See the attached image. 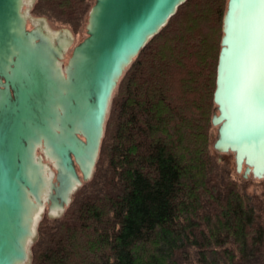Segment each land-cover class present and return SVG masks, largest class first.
I'll return each mask as SVG.
<instances>
[{"label": "trees", "instance_id": "trees-1", "mask_svg": "<svg viewBox=\"0 0 264 264\" xmlns=\"http://www.w3.org/2000/svg\"><path fill=\"white\" fill-rule=\"evenodd\" d=\"M228 1L186 0L128 67L94 174L39 222L31 264H264V211L212 151ZM90 2L33 11L78 33Z\"/></svg>", "mask_w": 264, "mask_h": 264}, {"label": "water", "instance_id": "water-1", "mask_svg": "<svg viewBox=\"0 0 264 264\" xmlns=\"http://www.w3.org/2000/svg\"><path fill=\"white\" fill-rule=\"evenodd\" d=\"M185 1L96 0L63 67L65 48L27 27L23 0H0V264H29L36 203L59 217L92 178L119 81ZM214 101L215 150L264 178V0L228 1ZM40 148L56 160L47 199Z\"/></svg>", "mask_w": 264, "mask_h": 264}, {"label": "rangeland", "instance_id": "rangeland-1", "mask_svg": "<svg viewBox=\"0 0 264 264\" xmlns=\"http://www.w3.org/2000/svg\"><path fill=\"white\" fill-rule=\"evenodd\" d=\"M90 1H91L90 2L91 3V6L93 7L94 4H95V2H96V0H90ZM35 4H36V0H34L32 6H30V8H27V6H25L24 7V10L26 9L27 13L31 17L35 18V19L45 20L46 23H47V26L50 29L49 30L50 33H52V31L53 32H57V33H60V32H68L69 33V36L73 38L72 45L65 52V54L63 55L64 58L61 60L62 61V64H63V67H65L67 65V63H68L71 55H72V51H73L74 47L76 45H78L85 37H87V32H86L87 30H86V28H87V25H88V19H89V14L90 13L87 15L86 20L83 23V25L79 28L78 33H76L73 30L72 26H70L68 24H64V23L55 21L54 19H52V18H50L48 16H45V15H38V14H36L33 11V9L35 7ZM27 27L29 29H32L34 27H37V25L31 19H29L27 21ZM207 33L211 37V35H212L211 33L212 32L211 33L207 32ZM222 34H223V31H222ZM216 109H217V107L214 106V111H213L214 113L216 112ZM217 129H218V127L212 126V130H211L212 131L211 141H212V148H213L212 151L216 155L217 161L219 162L220 166L222 167V169L225 172L223 174L224 177H227L230 180H234L238 184L241 192L243 194H245L250 199V204H252L256 208V210L260 214H262L263 211H264V178H261V179L260 178H256L253 175H249L248 178H245L243 176V171L241 173H238L237 170H236L235 154L233 152H229V153H219V152H217L214 149V143H215V141L217 140V137H218V130ZM37 156L43 159V163L49 164L51 166V168L53 170H55L53 164L46 157L43 158L44 153L42 152L41 148L37 150ZM85 183L86 182H84V184ZM82 186H80L78 188V190ZM72 199H73V196H72ZM69 205L66 207V210L69 207ZM65 211H64V213H65ZM44 217H48L50 219H56L54 216H51V214L49 213V209L48 208L45 211V213L43 214V217L42 218H44ZM37 230H38V227H37ZM37 232H36V238L31 243L30 249H32L33 244L37 240V237H38ZM31 257H32V250H31ZM31 260H30L29 264H31Z\"/></svg>", "mask_w": 264, "mask_h": 264}, {"label": "bare ground", "instance_id": "bare-ground-1", "mask_svg": "<svg viewBox=\"0 0 264 264\" xmlns=\"http://www.w3.org/2000/svg\"><path fill=\"white\" fill-rule=\"evenodd\" d=\"M33 2H34V0H23L22 13L25 15L27 21L29 19H31L37 25V27L40 26L39 28H46V29L50 30L49 27L47 26V23L45 20L35 19L27 13L26 9L24 10L25 6H27V8H30V6H32ZM51 37H52L51 39L54 42H55V40H58V43H60L65 48L66 51L70 48V46L73 43V41H72L73 38L69 36L68 32L57 33V32L52 31ZM45 153H46L47 159L54 165V163H56L55 157L50 155V152L47 149H46ZM42 164H43V162H42ZM44 166H45L44 175H45L46 180H45V185L43 187L42 196L44 199H47V197L50 195V190H51V176H50V174H52V171L50 170L48 164L44 163ZM46 210H47V206L45 204L41 205V204L36 203L35 206H33V208H32L31 215L34 217V220H35L33 222L35 225H33V227H32V231H33L32 235H34V239L36 238V230H37L36 223L41 220V218H42V216ZM60 211H61V209L59 207H52L49 210V213L57 216V215H59ZM34 239L32 241H34ZM21 264H26V263H21Z\"/></svg>", "mask_w": 264, "mask_h": 264}, {"label": "flooded vegetation", "instance_id": "flooded-vegetation-1", "mask_svg": "<svg viewBox=\"0 0 264 264\" xmlns=\"http://www.w3.org/2000/svg\"><path fill=\"white\" fill-rule=\"evenodd\" d=\"M77 169H78V171L80 172V169H79L78 165H77ZM80 174H81V173H80Z\"/></svg>", "mask_w": 264, "mask_h": 264}]
</instances>
